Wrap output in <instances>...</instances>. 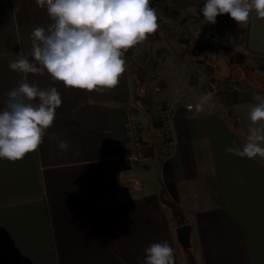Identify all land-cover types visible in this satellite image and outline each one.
Returning <instances> with one entry per match:
<instances>
[{
  "label": "crops",
  "instance_id": "obj_1",
  "mask_svg": "<svg viewBox=\"0 0 264 264\" xmlns=\"http://www.w3.org/2000/svg\"><path fill=\"white\" fill-rule=\"evenodd\" d=\"M157 1L185 30L195 28L206 2ZM50 23L36 0H0V111L24 75L40 89L55 87L62 100L36 152L0 159V264H142L145 249L165 241L174 264H264V159L227 151L247 142L250 107L264 102L256 88L264 83V19L253 11L240 26L218 15L206 27L214 46L181 40L159 24L125 52L118 86L93 92L65 87L46 70L9 68L21 51L35 62L30 35ZM184 58L201 72L183 66ZM155 62L164 106L176 91L195 106L208 94L205 84L212 87L211 107L197 113L176 105L172 147L148 105L145 74ZM130 112L144 144L137 162L124 142ZM53 132L69 142L67 151L50 139ZM202 188L211 201L196 203L192 196ZM182 225L190 226L189 249L177 239Z\"/></svg>",
  "mask_w": 264,
  "mask_h": 264
},
{
  "label": "clouds",
  "instance_id": "obj_2",
  "mask_svg": "<svg viewBox=\"0 0 264 264\" xmlns=\"http://www.w3.org/2000/svg\"><path fill=\"white\" fill-rule=\"evenodd\" d=\"M45 8L52 23L47 28L33 29L31 54L33 61L22 54L9 61V68L22 74L43 73L65 87L88 92L118 86L125 72V52L143 43L159 28L156 9L151 0H36ZM207 23L215 24L217 16L229 14L240 26L250 14L264 19V0H206L200 10ZM6 107L0 111V159L17 161L36 152L43 143L62 100L55 87L40 89L24 75L18 87L6 94ZM211 93L201 102L188 105L191 111H203L210 104ZM251 121L247 142L243 147H229V153L253 159H264V102L250 107ZM260 124L259 127L255 125ZM61 151L70 147L66 140H57ZM142 264H174L173 248L167 241L145 249Z\"/></svg>",
  "mask_w": 264,
  "mask_h": 264
},
{
  "label": "built area",
  "instance_id": "obj_3",
  "mask_svg": "<svg viewBox=\"0 0 264 264\" xmlns=\"http://www.w3.org/2000/svg\"><path fill=\"white\" fill-rule=\"evenodd\" d=\"M151 6L156 9L158 22L166 30L171 33H177L180 35L181 40H202L205 44L214 46L216 45V37L213 34L206 31V27L209 25L203 18V14L197 20V24L192 30H185L180 23L173 20L172 17L165 15L157 0H151ZM185 67H190L194 72L200 73L201 67L196 63H193L190 58H184L181 61ZM160 63L155 62L145 74V85L147 90L148 105L150 110L158 116V119L162 125L165 133V141L168 146L174 145V139L172 136V121L176 112V105L181 103L187 111L188 105H193L188 95H183L180 91H176L168 106H164L160 100L162 92V85L159 81ZM219 89L223 88V85L218 86ZM230 89L237 91L241 88V84L236 82L229 85ZM205 93H211L212 87L209 84L204 86ZM193 110V109H192ZM125 145L128 153V157L132 162L140 161L144 156V144L141 138V132L137 116L134 112H130L127 116L124 125ZM133 186L137 187V183L133 181Z\"/></svg>",
  "mask_w": 264,
  "mask_h": 264
},
{
  "label": "rangeland",
  "instance_id": "obj_4",
  "mask_svg": "<svg viewBox=\"0 0 264 264\" xmlns=\"http://www.w3.org/2000/svg\"><path fill=\"white\" fill-rule=\"evenodd\" d=\"M166 31V30H165ZM242 68V67H241ZM243 69V68H242ZM263 69H264V67H263ZM258 78V77H257ZM263 80V79H262ZM233 82V81H232ZM235 82V81H234ZM257 84H259L258 82H257ZM258 87V88H257ZM256 88L257 89H261V90H263L264 91V83L262 84V85H256ZM192 198H193V201H195L196 203H200V202H202V201H211V193H210V191H209V189L207 188V189H201V190H199V191H197V192H195L194 193V195L192 196ZM195 261H197V263H198V259H192V260H190L189 261V263L190 264H195ZM196 263V264H197ZM199 264V263H198Z\"/></svg>",
  "mask_w": 264,
  "mask_h": 264
},
{
  "label": "water",
  "instance_id": "obj_5",
  "mask_svg": "<svg viewBox=\"0 0 264 264\" xmlns=\"http://www.w3.org/2000/svg\"><path fill=\"white\" fill-rule=\"evenodd\" d=\"M189 237H190V226L182 225L177 229V239L181 246L185 249L190 248L189 244Z\"/></svg>",
  "mask_w": 264,
  "mask_h": 264
},
{
  "label": "trees",
  "instance_id": "obj_6",
  "mask_svg": "<svg viewBox=\"0 0 264 264\" xmlns=\"http://www.w3.org/2000/svg\"><path fill=\"white\" fill-rule=\"evenodd\" d=\"M220 85H223L224 87L226 86V83L225 82H222ZM218 85V86H220Z\"/></svg>",
  "mask_w": 264,
  "mask_h": 264
}]
</instances>
